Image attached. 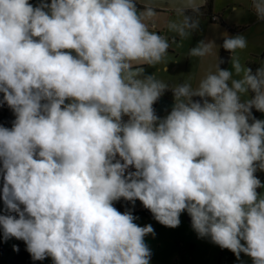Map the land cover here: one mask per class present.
Listing matches in <instances>:
<instances>
[{
	"label": "clouds",
	"instance_id": "9594fccd",
	"mask_svg": "<svg viewBox=\"0 0 264 264\" xmlns=\"http://www.w3.org/2000/svg\"><path fill=\"white\" fill-rule=\"evenodd\" d=\"M139 2L0 0V106L16 117L0 125V199L19 217L0 215L3 240L24 241L34 261L150 264L153 227L114 206L139 200L161 225L187 212L199 237L264 264V120L252 115L264 113V65L242 66L234 53L247 41L226 35L239 79L217 66L195 89L174 88L160 118L168 85L144 66L163 62L170 42L153 30L156 0ZM205 3L170 0L183 15L169 31H196ZM251 6L264 22V0Z\"/></svg>",
	"mask_w": 264,
	"mask_h": 264
},
{
	"label": "rangeland",
	"instance_id": "374dc122",
	"mask_svg": "<svg viewBox=\"0 0 264 264\" xmlns=\"http://www.w3.org/2000/svg\"><path fill=\"white\" fill-rule=\"evenodd\" d=\"M29 2L33 6H38L40 0H29ZM47 2L50 4L51 0H47ZM208 10V5L200 9V14L196 17L199 21V28L194 32H189L185 37H180L168 29L170 22H181L182 13L175 11L167 14H159L154 18L159 20L152 21L156 29L166 34L170 46L176 52L181 53L179 54L180 65L189 69L188 76L184 80L176 75L175 82L179 84L187 83L193 89L209 73H215L217 66L220 67L221 45L226 35L228 37L242 35L247 41V47L245 49L237 50L234 53V56L239 59L242 66L247 67L246 62L251 55H257L256 57H259L264 52V22L257 20L251 8L250 0H213L211 13L212 16L219 19L218 23L211 22L210 17L205 15L209 13ZM243 27L247 29L244 31L238 30V28ZM171 39L175 42L173 43ZM201 41L215 42L216 46L213 48V54L204 58L191 56L189 54L190 49L196 47ZM188 57H190L189 62H187ZM253 60L255 59L251 61ZM163 64L164 62L154 67L144 66L145 74H155L156 79L162 81L163 74L161 73V67ZM223 69L229 70L233 73V78L239 79L235 75V70L230 60L228 65ZM248 98H251L250 93H248ZM194 99L196 100V98ZM171 109L157 115L160 118H164L170 113ZM125 119L127 118L125 117ZM261 120H264V113L261 115ZM261 195H264V190ZM142 206V203L137 200L135 205H131L127 210L133 212ZM8 214L9 212L5 209L3 200H0V215ZM180 221L181 223L178 227L168 228L158 223L155 219H140L137 217L135 223L139 226L151 225L154 229V236L148 235L145 237V243L152 253L150 264H176V262L178 264H253L252 259L244 253H241L240 258L237 259L228 249H224L222 252V249L214 244L210 237H199L192 227V222L189 220L187 212L181 214ZM0 243L4 247L5 257L13 258V247L17 246L18 240L11 238L4 241L2 230H0ZM42 264H54V262L51 257H48Z\"/></svg>",
	"mask_w": 264,
	"mask_h": 264
},
{
	"label": "trees",
	"instance_id": "16d2710c",
	"mask_svg": "<svg viewBox=\"0 0 264 264\" xmlns=\"http://www.w3.org/2000/svg\"><path fill=\"white\" fill-rule=\"evenodd\" d=\"M212 3L213 0H209L208 3V7L210 9L209 13L207 14V17H210V21L214 22L212 20ZM138 7H142V5H140L138 3ZM214 23H218V22H214ZM247 67H250L253 72H255V70L257 69L256 64L254 63H248ZM251 97L254 95L253 93L249 92ZM165 94H169L172 95L171 91L166 92ZM3 99V94L0 93V100ZM252 115L256 118L261 120V112L256 111L254 108L252 109ZM16 119L13 111L6 105L4 104L3 106H0V125L11 129L13 127V122ZM251 123V121H250ZM257 176L258 179H260L261 183L264 184V172H257L255 174ZM2 188H3V179L2 176H0V195H2ZM260 189H257V192L259 193ZM2 200V199H0ZM132 204L130 202L124 201L123 199H121L118 202L114 203V206L117 208L118 211L125 212L127 211V209L131 206ZM23 206H21L22 208ZM132 214L135 217H138L140 219H154L153 215L151 214V212L147 209H145L143 206L132 212ZM8 215L11 216H15L17 219L19 218L18 215L16 213H11L9 212ZM0 230H2V228H0ZM19 248V251H14V255L13 258H6L5 254H4V247L3 245L0 243V264H42V261H34L31 257V255L26 251V244L24 241L22 240H18V244L17 246ZM224 251V249H222V252ZM176 264H178V262H176Z\"/></svg>",
	"mask_w": 264,
	"mask_h": 264
},
{
	"label": "crops",
	"instance_id": "0c3cea01",
	"mask_svg": "<svg viewBox=\"0 0 264 264\" xmlns=\"http://www.w3.org/2000/svg\"><path fill=\"white\" fill-rule=\"evenodd\" d=\"M250 2H251V0H250ZM251 8H252V6H251ZM157 11L159 12V14H167V13L171 12V11H168V10H158V9H157ZM209 11H210V9L208 10V12ZM154 20L158 21L159 19H154ZM246 29L247 28H245V27L238 28V30H242V31H244ZM155 31H157L159 34L161 32L158 29H156ZM179 54H181V53L176 52L170 46V48L168 50V55L165 57V59L163 61L164 64L161 67V73L163 74L162 75V81L166 85H168V91H172L174 88H176V87H178L179 85L182 84V83L179 84V83L175 82V80H176L175 76L176 75L179 76L180 78H182V80H184L188 76V73H189V69H186L185 67L180 65ZM256 56L251 55L246 63L247 64L248 63H254V64H256L257 68L262 66L264 64V52L261 54V56H259V57H256ZM252 59H255V60L251 61ZM189 60H190V57H188L187 62H189ZM247 64H246V66H247ZM165 68H167V71L164 70ZM167 95L173 99V95H169V94H167ZM263 190H264V188H262L260 190L259 194H262Z\"/></svg>",
	"mask_w": 264,
	"mask_h": 264
},
{
	"label": "water",
	"instance_id": "95a60500",
	"mask_svg": "<svg viewBox=\"0 0 264 264\" xmlns=\"http://www.w3.org/2000/svg\"><path fill=\"white\" fill-rule=\"evenodd\" d=\"M156 3L159 5L157 9L166 10L171 7L170 0H156ZM208 3H209V0H206L205 5L207 6ZM139 4L143 5V0H140ZM176 6L179 7L180 6L179 3H177ZM230 55L231 53H229L228 51L222 48L221 59H220V67L222 69L228 65L229 60H230ZM198 99L200 98L196 97V100ZM173 106H174V100L171 97H169L167 94H164L159 99V101L154 105V108L156 110V114H162L166 112L168 109L172 108ZM188 218L191 221V217L189 215H188Z\"/></svg>",
	"mask_w": 264,
	"mask_h": 264
},
{
	"label": "built area",
	"instance_id": "2783aa9c",
	"mask_svg": "<svg viewBox=\"0 0 264 264\" xmlns=\"http://www.w3.org/2000/svg\"><path fill=\"white\" fill-rule=\"evenodd\" d=\"M211 18H212V20H213L214 22H219V19H218L217 17L212 16ZM153 30H156L155 26L153 27ZM160 34H161L162 36H165V37H166V34H165V33H161V32H160ZM171 41H172V39H171Z\"/></svg>",
	"mask_w": 264,
	"mask_h": 264
},
{
	"label": "flooded vegetation",
	"instance_id": "af4514ba",
	"mask_svg": "<svg viewBox=\"0 0 264 264\" xmlns=\"http://www.w3.org/2000/svg\"><path fill=\"white\" fill-rule=\"evenodd\" d=\"M140 5H141V4H140ZM142 6H143V5H142ZM201 9H202V8H201ZM158 10H163V9H158ZM171 12H175V11L172 10ZM176 12H177V11H176ZM207 14H208V13H206L205 15L207 16Z\"/></svg>",
	"mask_w": 264,
	"mask_h": 264
}]
</instances>
